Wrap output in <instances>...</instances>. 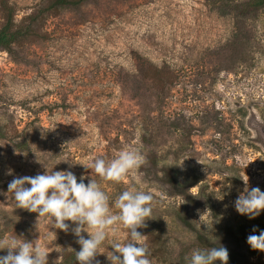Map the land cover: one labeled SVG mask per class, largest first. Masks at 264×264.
Masks as SVG:
<instances>
[{
    "label": "rangeland",
    "instance_id": "1",
    "mask_svg": "<svg viewBox=\"0 0 264 264\" xmlns=\"http://www.w3.org/2000/svg\"><path fill=\"white\" fill-rule=\"evenodd\" d=\"M48 1L0 0V29L4 4L17 26L39 17L31 39L0 51V238L39 243L48 264L80 250L75 224L56 229L8 192L14 178L47 171L96 180L113 212L123 191L151 193L137 229L151 264H187L195 249L176 213L212 240L264 223V211L250 219L234 206L246 187L264 192V9L241 17L221 0H89L44 13ZM126 148L145 162L119 183L86 167ZM125 236L110 232L92 264H110V244Z\"/></svg>",
    "mask_w": 264,
    "mask_h": 264
},
{
    "label": "clouds",
    "instance_id": "2",
    "mask_svg": "<svg viewBox=\"0 0 264 264\" xmlns=\"http://www.w3.org/2000/svg\"><path fill=\"white\" fill-rule=\"evenodd\" d=\"M144 162L138 149L126 148L110 161L96 158L86 167L103 181L119 183ZM8 192L13 194L15 208L37 213L38 218H47L56 229L68 232L66 222L76 225L72 231L81 246L75 252L76 264H92L109 233L114 235L120 228L126 230V236L123 242L114 239L110 244L114 249L107 253L110 264H151L149 249L143 242L145 236L137 231L146 227L145 221L152 215L154 197L151 193L125 190L114 201L117 211L113 212L109 196L96 180L91 179L86 185L82 177L78 183L71 171L16 177L9 183ZM234 206L239 214L254 219L264 211V192L259 187L251 190L246 187ZM83 232L90 238L86 239ZM247 243L253 250L264 252V231L249 235ZM4 249L8 254L0 256V264H48L49 252L39 243L15 237L0 238V250ZM185 259L187 264H216L217 261L228 264L229 253L223 246L194 249Z\"/></svg>",
    "mask_w": 264,
    "mask_h": 264
},
{
    "label": "trees",
    "instance_id": "3",
    "mask_svg": "<svg viewBox=\"0 0 264 264\" xmlns=\"http://www.w3.org/2000/svg\"><path fill=\"white\" fill-rule=\"evenodd\" d=\"M89 0H49L48 5L44 9V13L57 12L64 8H78ZM224 7L241 17H245L252 12H258L264 9V0H246L242 4L235 5L230 0H221ZM4 14V23L0 29V51L11 52L12 47L21 42H25L34 36L32 25L38 21L39 17L33 18V21L27 26H17L13 9L4 4L2 6ZM158 166V164H156ZM170 183L178 182L179 178L174 176L170 178ZM179 195H185V192H179ZM179 222L189 231L195 233L196 244L195 249H207L210 247L223 246L227 248L229 253L228 264H254L253 259L264 255V252L253 250L247 243V237L251 234L259 235L260 231H264V223L253 226L240 224L236 231H226L216 240H212L205 234L198 231L194 224L189 220L188 215L176 213ZM255 229V232H254ZM79 250L65 249L60 264H76L75 252ZM216 264H220L219 261Z\"/></svg>",
    "mask_w": 264,
    "mask_h": 264
}]
</instances>
